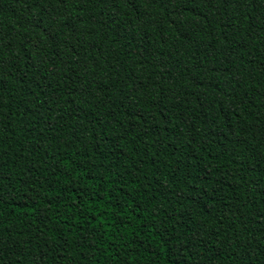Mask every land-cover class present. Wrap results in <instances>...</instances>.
I'll return each instance as SVG.
<instances>
[{
  "label": "trees",
  "instance_id": "obj_1",
  "mask_svg": "<svg viewBox=\"0 0 264 264\" xmlns=\"http://www.w3.org/2000/svg\"><path fill=\"white\" fill-rule=\"evenodd\" d=\"M0 264H264V0H0Z\"/></svg>",
  "mask_w": 264,
  "mask_h": 264
}]
</instances>
